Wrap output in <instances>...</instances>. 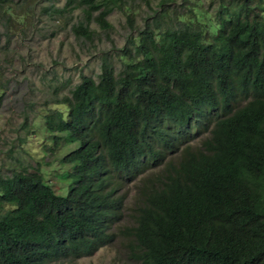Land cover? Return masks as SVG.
Instances as JSON below:
<instances>
[{
	"label": "trees",
	"instance_id": "1",
	"mask_svg": "<svg viewBox=\"0 0 264 264\" xmlns=\"http://www.w3.org/2000/svg\"><path fill=\"white\" fill-rule=\"evenodd\" d=\"M60 1L39 9L56 19L80 8L71 29L90 43L91 23L108 32V16L125 14L120 66L106 52L96 78L82 75L62 96L56 86L3 144L8 155L33 135L49 160L0 171V264L76 261L115 237L129 238L138 264H264V0ZM141 3L152 11L136 25ZM11 4L0 0L3 55ZM153 167L130 224L115 230L124 211L113 178Z\"/></svg>",
	"mask_w": 264,
	"mask_h": 264
},
{
	"label": "rangeland",
	"instance_id": "2",
	"mask_svg": "<svg viewBox=\"0 0 264 264\" xmlns=\"http://www.w3.org/2000/svg\"><path fill=\"white\" fill-rule=\"evenodd\" d=\"M155 2L157 0L152 1L154 7ZM43 3L44 0H12L11 4L15 13L11 20H14L15 26L8 31L14 34V39L8 53L6 55L0 53V91L3 90L0 97L1 174L2 171H6L1 168L2 160H6L5 166L10 162L6 154L9 146L3 144L16 136V129L27 124L38 111H43L41 103L47 101L56 86L59 88V95L62 96L81 79L82 75L96 78L100 72L101 57L106 52L110 54L111 59H108L112 61V65L116 68L120 66L115 53L125 42L124 36L127 32L123 12L114 10L108 16L113 24V28L108 32L99 29L94 22L91 23V27L97 33L93 43H90L78 39L71 29V24L84 18L80 8L53 19L47 18V15L40 11L39 7ZM63 3L64 0H61L59 6ZM212 4L214 3L211 0H204L205 7L208 8ZM32 5L35 9L30 8ZM151 11L147 5L141 3L135 17L136 25L141 24V16ZM64 81L69 83L61 88ZM200 137V134H196L191 144L199 145ZM42 154L39 138L33 135L26 138L21 149L16 150V156L24 166L30 163L33 167H45V164L37 163L43 158ZM157 168H148L144 173L134 177H119L120 182L113 178L114 191L111 197H121L120 204L124 211L122 219L113 225L115 230L130 224L126 215L135 207L132 200L137 186L145 175L152 176L156 173ZM47 180L53 185L52 188L60 193L58 185H54L51 178ZM128 241L127 237H115L109 245L101 247L90 257L76 261L61 260L56 264H130V259L134 262L136 259L132 258Z\"/></svg>",
	"mask_w": 264,
	"mask_h": 264
},
{
	"label": "clouds",
	"instance_id": "3",
	"mask_svg": "<svg viewBox=\"0 0 264 264\" xmlns=\"http://www.w3.org/2000/svg\"><path fill=\"white\" fill-rule=\"evenodd\" d=\"M28 137H30V136H27L26 138H28ZM25 141H26V139H25ZM25 143V142H24ZM24 143L22 144V145H20V146H17V147H15L13 150H11L10 152H9V154H8V158H9V160H10V162H9V164L4 168V169H6V171H2V173H5V176H8L9 174H11V173H14V172H32V171H28L27 169H29V170H32L31 169V167H28V164H30V163H26L25 164V166L18 160V158H17V156H16V150H18V149H21L22 147H23V145H24ZM8 151V150H7ZM6 151V152H7ZM41 161V163L42 164H45V157H43V159L42 160H40ZM31 165V164H30ZM46 165V164H45ZM32 166V165H31ZM49 183V182H48ZM50 184V183H49ZM53 184L55 185H58L57 183H54L53 182ZM52 187H53V185L52 184H50ZM104 190V189H103ZM113 199H119L117 196L116 197H114ZM107 246V245H106ZM104 247V246H103ZM90 256H92V255H89V256H82V257H79V258H77V260H79V259H81V258H85V257H90ZM129 260V259H128ZM130 261V264H138L137 263V261L136 262H134L132 259H130L129 260Z\"/></svg>",
	"mask_w": 264,
	"mask_h": 264
}]
</instances>
